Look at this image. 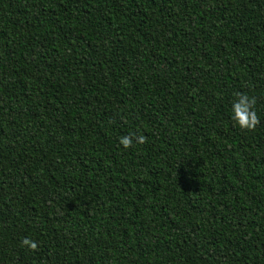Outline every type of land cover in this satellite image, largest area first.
Masks as SVG:
<instances>
[{
  "label": "trees",
  "instance_id": "trees-1",
  "mask_svg": "<svg viewBox=\"0 0 264 264\" xmlns=\"http://www.w3.org/2000/svg\"><path fill=\"white\" fill-rule=\"evenodd\" d=\"M0 264H264V0H0Z\"/></svg>",
  "mask_w": 264,
  "mask_h": 264
},
{
  "label": "clouds",
  "instance_id": "clouds-1",
  "mask_svg": "<svg viewBox=\"0 0 264 264\" xmlns=\"http://www.w3.org/2000/svg\"><path fill=\"white\" fill-rule=\"evenodd\" d=\"M256 98L245 93H237L236 99L231 105V119L235 125L242 130L252 131L260 123V118L255 110ZM144 144L147 137L144 135H136L129 133L119 138V144L128 149L133 146V142ZM22 245L27 246L30 250L35 251L38 248V242L29 237H25L21 241Z\"/></svg>",
  "mask_w": 264,
  "mask_h": 264
}]
</instances>
